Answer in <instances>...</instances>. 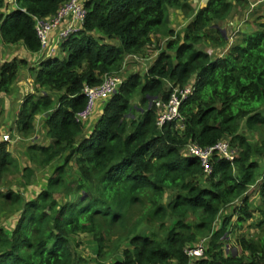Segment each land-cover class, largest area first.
<instances>
[{"label":"trees","instance_id":"obj_1","mask_svg":"<svg viewBox=\"0 0 264 264\" xmlns=\"http://www.w3.org/2000/svg\"><path fill=\"white\" fill-rule=\"evenodd\" d=\"M65 1L16 0L7 13V0H0L3 42L39 52L35 18L56 13ZM248 5L208 0L195 9L187 0L85 1L83 28L61 44L66 56L31 67L36 90L17 112L18 133L31 139L44 132L50 143H30L22 166L0 142V181L7 173L21 174L11 188H0V214L6 207V222L11 218L0 226V264L87 263L73 250L72 236L81 233L98 243L97 264H264V219L257 237L238 239L241 254H227L224 243L233 216L238 226L253 218L255 193L264 217V138L253 141L244 132L264 129V15L245 21L233 41L222 32L234 12ZM173 10L191 18L180 30L171 26ZM155 50L154 62L129 72L85 134L86 124L76 120L87 103L84 87L120 74L130 56ZM28 64L27 58L4 61L0 92L9 95ZM190 82L193 93L180 107L184 129L175 122L159 128L156 100H168L170 83ZM41 114L46 117L37 130ZM223 139L238 147V155L214 156L211 174L183 151L191 141L209 146ZM46 168L51 172L35 180ZM148 223H159L165 235L142 233ZM200 242L203 255L190 256L187 250Z\"/></svg>","mask_w":264,"mask_h":264},{"label":"built area","instance_id":"obj_2","mask_svg":"<svg viewBox=\"0 0 264 264\" xmlns=\"http://www.w3.org/2000/svg\"><path fill=\"white\" fill-rule=\"evenodd\" d=\"M89 10L85 6V0H66L56 13L46 17H36L35 26L41 48L36 54L39 58H49L57 55L61 49L62 42L71 35L80 31L87 19ZM209 52L211 53L212 50ZM123 83V78L116 73L105 75L101 84L96 86L86 85L84 94L87 97L85 107L76 113L78 122H87L94 114L96 102L101 99H109ZM171 93L167 101L156 100L157 125L164 127L167 123L175 122L176 127L184 128V117L180 107L185 98L193 93V84L185 86L170 83ZM9 135L5 134L4 139ZM238 147H234L231 140H220L214 145L203 146L196 141L187 143L183 149L184 153L198 158L204 173L211 174L213 171L212 159L214 156L228 160H234L238 155ZM190 256H202L204 242H200L195 248L187 250Z\"/></svg>","mask_w":264,"mask_h":264},{"label":"crops","instance_id":"obj_3","mask_svg":"<svg viewBox=\"0 0 264 264\" xmlns=\"http://www.w3.org/2000/svg\"><path fill=\"white\" fill-rule=\"evenodd\" d=\"M86 1V0H85ZM195 9L200 8V4L197 2L195 3L193 0H187ZM8 6L4 9L5 12L9 13L12 9L16 8V0H7ZM248 6L245 9H241V7L238 8L237 12H234V14L227 20V23L222 27V29L226 30L225 35L226 37L230 38V41H233V39L236 38V34L240 31H243L245 21L247 20H254L259 15H264V0H248ZM238 5V4H237ZM181 12V10H173L171 12V26L173 25V19L172 16L176 13ZM183 12V11H182ZM184 13V12H183ZM185 17L184 27L187 25V23L191 20L188 16L183 14ZM183 25H179L178 28H181ZM183 27V28H184ZM176 29V28H175ZM227 50H224L223 52H226ZM36 53H29V50L22 44H7L3 42L0 34V66L4 61L12 60L13 58H27L29 60V64L27 67L22 68L19 73V77L17 81L12 85V91L9 95H4L2 92H0V135L8 134L9 138L4 139L1 138L0 142H7L8 149L12 152V154L15 156L17 160L16 154L14 153L13 147L15 144L18 143V140L22 142L30 141V143H34L32 141H36L37 138H39V134L36 133L33 135V139L24 137L20 133L17 132V129L15 127V121L17 118V112L19 111L20 104L24 101L25 97L28 94L35 93V71L31 69V67L38 66L41 62V58L35 57ZM58 54V53H57ZM59 55V54H58ZM151 57H141V56H130L127 61L130 60H137L146 65L150 66L154 60L151 59ZM127 63V62H126ZM148 68V67H145ZM56 95H59L58 93ZM141 100V95H137L135 97V103H139ZM106 103H103L101 101H98L94 114L90 118L89 121H87L85 124L86 131L90 132L93 129V122L94 120H98L105 108ZM44 117L46 115L41 114L36 121V127L37 130L39 129L38 125L40 120H44ZM43 123V122H42ZM44 131H47V128L44 127ZM133 130V129H132ZM43 133V132H42ZM1 137V136H0ZM32 140V141H31ZM50 139L44 138L43 144L48 145L50 143ZM41 143V142H40ZM20 161V160H19ZM262 171L264 172V165L262 167ZM2 186V185H0ZM254 196H259L258 193H255ZM260 197V196H259Z\"/></svg>","mask_w":264,"mask_h":264},{"label":"rangeland","instance_id":"obj_4","mask_svg":"<svg viewBox=\"0 0 264 264\" xmlns=\"http://www.w3.org/2000/svg\"><path fill=\"white\" fill-rule=\"evenodd\" d=\"M190 1H192V0H190ZM193 1L195 3L197 2L198 4H200V7L205 6L206 3L208 2V0H193ZM183 14L184 13L181 11L179 13L177 12L176 14H174L172 16L174 28H176L177 30H180L184 27L185 17ZM179 25H183V26H181V28H178ZM164 43L165 42L162 40V42H161L162 47H164ZM213 49H215V47H213L212 45L206 47V50H208V51L209 50L211 51ZM58 54H59L58 56L60 58H64L66 56V52L62 51V48L60 49ZM157 54H158V50H155L153 52H148V54H146V57H148V58L151 57V59H155L157 57ZM35 57L39 58V55L35 54ZM143 65L144 64H142L141 62H139L137 60H130L128 62V64L126 65V68L123 71H121L120 76L122 78H125L129 74V72H135V71L143 70L144 69ZM145 67H149V66L146 65ZM168 86H170V84ZM35 90L36 89H34V91ZM107 100L108 99H101L98 101L105 103ZM98 101L96 102V105H97ZM263 110H264V108H263ZM96 122H97V120L95 119L92 125L94 126L96 124ZM38 127H39V125H38ZM243 127H244V122H243ZM88 128H86V129H88ZM130 130H132V128H130ZM244 130H245L244 132L246 134H248V136L253 141H261L264 138V129H260L258 131H254V132L247 129V128H244ZM39 134L41 136L39 138H37L36 140H38V142L43 143L44 138H46L45 133L43 132V133H39ZM85 134H88V131H86ZM29 144H30V141L22 142V141L18 140V143L15 144L13 147L14 153L16 154L17 158H19L20 164L22 166L27 164V161L29 159L27 156V147L29 146ZM33 165H36V164L33 163ZM48 169L46 168L44 170V172L43 171H37V177L35 180L39 181V178H41L45 172H48V171L51 172ZM75 176H76V174L73 173L72 179H74ZM20 177H21L20 173H18V174L7 173L0 181V185H2V186H0V188H2L4 190L11 188L12 184H14L16 182V180L20 179ZM72 179L70 178V180H72ZM35 183H38V182H35ZM41 184H42V181L39 184H35L34 186L36 187L37 185H41ZM251 193H252V191H251ZM170 196H174V195H170ZM66 198H68V197H66ZM167 198L168 197H166V199L164 201H167ZM261 202L262 201H261L259 196L252 195L250 197V205H251V207L255 208L254 216L252 219H249V220L243 222V224L241 226H238V224L236 223L237 216L236 215L233 216L232 223H230L229 226L227 227L228 238L224 242L225 248H226L225 251L227 252V254H228V252H234L237 254L242 253L241 247L239 246V243H238V239L242 235H244L246 237H257L258 233H262L261 228L258 226V223L260 221H262V219H264V217L261 214V212L257 210L258 209L257 207H259L258 205H260ZM227 211H228V214L232 213V209H228ZM7 215H8V210L5 207V209H3V211L0 214V226H6L7 222L9 220H11V218H9V220L7 219V222H6ZM189 219H194V218H193V216H191ZM172 222H174L173 219H172V221L168 220L167 225L169 226V224H171ZM220 223H221V221H218V224H220ZM217 226H219V225H217ZM141 232L149 234V235L152 233L158 232L161 236L165 235V231L160 229L159 223H150V224L148 223L142 227ZM116 237H117V235L116 236L113 235L112 240H115ZM72 241H73L72 242L73 250L78 255H81L82 257L87 259V263H79V264H97L98 263V260H100V258H98V243L96 242V240H94V237L92 234H88V233L82 234L81 233L78 235H74V236H72ZM106 243L110 245V243H112V241L108 240ZM126 244L127 243L122 245L121 248L124 249L126 247ZM122 249L119 251V253L122 251ZM245 257L247 260H249L251 258L250 253H246ZM113 258L116 259L117 256L114 255Z\"/></svg>","mask_w":264,"mask_h":264},{"label":"clouds","instance_id":"obj_5","mask_svg":"<svg viewBox=\"0 0 264 264\" xmlns=\"http://www.w3.org/2000/svg\"><path fill=\"white\" fill-rule=\"evenodd\" d=\"M224 34V33H223ZM208 51V50H207ZM209 52V51H208ZM36 53V52H35ZM210 53V52H209ZM55 56H58V54L57 55H55ZM55 56H52V57H55ZM59 57V56H58ZM49 58H51V57H49ZM43 59H47V58H45V57H41V59L40 60H43ZM120 75V74H119ZM124 79L125 78H123V81H124ZM189 84H193V86H194V83L193 82H190ZM121 86V85H120ZM170 87V86H169ZM117 92V91H116ZM106 103V102H105ZM93 116V115H92ZM90 120V119H89ZM88 120V121H89ZM86 123V122H85ZM176 125V124H175ZM184 129V128H183ZM180 130H182V128H180ZM198 159V158H197Z\"/></svg>","mask_w":264,"mask_h":264},{"label":"water","instance_id":"obj_6","mask_svg":"<svg viewBox=\"0 0 264 264\" xmlns=\"http://www.w3.org/2000/svg\"><path fill=\"white\" fill-rule=\"evenodd\" d=\"M222 32L225 34L226 33V30L225 29H222Z\"/></svg>","mask_w":264,"mask_h":264}]
</instances>
